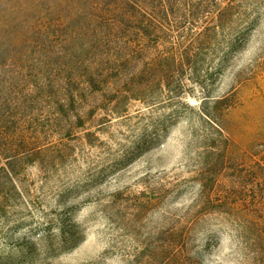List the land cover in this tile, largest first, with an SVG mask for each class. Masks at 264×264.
<instances>
[{"label":"rangeland","instance_id":"374dc122","mask_svg":"<svg viewBox=\"0 0 264 264\" xmlns=\"http://www.w3.org/2000/svg\"><path fill=\"white\" fill-rule=\"evenodd\" d=\"M119 1L0 0V135L11 146L2 166L15 173H0V264H146L174 230L186 243L161 256L167 264H253L239 233L245 222L264 232V207L235 211L244 223L201 217L198 172L211 158L207 145L227 151L231 167L264 151V24L209 87L214 97L235 88L236 104L219 117L226 142L201 119L192 76L181 75L187 90L172 104L162 102L160 85L155 104L127 108L108 90L68 88L71 73L103 56L106 35L120 37L111 6ZM186 3L197 0L167 4L161 54L179 57L189 42L195 51L197 23L183 19L193 21L195 10ZM140 45L139 57L156 53L149 40ZM262 189L249 186L246 199Z\"/></svg>","mask_w":264,"mask_h":264},{"label":"trees","instance_id":"16d2710c","mask_svg":"<svg viewBox=\"0 0 264 264\" xmlns=\"http://www.w3.org/2000/svg\"><path fill=\"white\" fill-rule=\"evenodd\" d=\"M142 2L143 5L138 0H120L111 5L119 13V20L112 30L119 32L120 37L115 40L114 35H106L104 45L107 52L86 61L79 72L75 70L71 73L65 81L68 88L75 93L87 89L92 93L108 90L113 93L115 101L127 108L132 100L155 104L159 99L152 95L153 88L160 85L162 102L172 104L187 90L181 75L192 76V82L203 97L199 108L201 119L212 125L218 138L227 142L219 117L236 104L235 88L226 96L214 97L209 87L227 69L229 59L246 49L252 35L264 24V0H197V5H190L195 10L193 21H189V13L183 15L184 23L194 27L197 23V46L192 53L193 46L189 42L183 49L184 54L179 57L176 53L161 54L156 40L158 33L164 32V22L169 20V0ZM146 4L149 9H144ZM185 5L190 7L188 3ZM145 40L155 44L156 53L149 60L139 57L144 52L140 43ZM141 60L144 67L138 69ZM251 72L252 76L257 75L255 69ZM123 112H126L125 108ZM10 147L9 141L0 135V173L8 177L15 173L8 166H2V160L3 151H8ZM206 149L210 150L211 158L208 157L209 161L198 172L201 190L197 209H200V216L216 213L225 216V220L231 217L234 221L243 222L234 219L235 211L264 207V151L254 153L249 160L231 167L227 151H215L218 150L215 145H207ZM220 177L239 179V184L226 183ZM257 185L263 188L260 194L252 201L246 199L249 186L254 188ZM3 188L0 184L1 200L6 196ZM244 225L245 232L239 233L240 243L253 264H259L263 256L264 232L251 230L247 222ZM164 238L154 243L155 251L146 264H167L168 260L161 256L174 246L186 243L184 232L168 231Z\"/></svg>","mask_w":264,"mask_h":264}]
</instances>
